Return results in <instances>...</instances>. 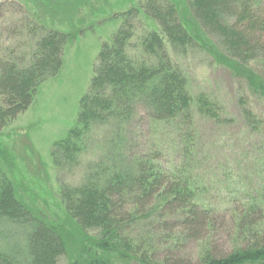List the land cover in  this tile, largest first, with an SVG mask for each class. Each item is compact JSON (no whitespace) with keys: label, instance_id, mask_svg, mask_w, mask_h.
Returning <instances> with one entry per match:
<instances>
[{"label":"trees","instance_id":"1","mask_svg":"<svg viewBox=\"0 0 264 264\" xmlns=\"http://www.w3.org/2000/svg\"><path fill=\"white\" fill-rule=\"evenodd\" d=\"M178 6L148 3L145 13L158 22L174 49H203L242 80L253 95L264 98V77L252 67V62L264 57L260 45L264 7L252 8V0H192L194 26L190 27ZM208 8L214 11L208 12ZM36 20L43 22L40 13ZM210 35L217 37L219 44L212 43ZM71 36L70 32L47 30L35 40L30 62L24 66L0 58V128L25 111L41 84L58 73L61 53ZM129 37L126 31H119L111 45L101 47L99 66L81 99L76 126L57 144L67 164L83 152L95 126L125 123L139 106L151 120H178L183 129H192L193 107L202 117L220 120L216 102L205 95L190 96L184 75L168 57L158 33L152 32L142 43L143 51L151 55L148 61L141 58L134 62L127 57L124 47ZM242 113L253 128L260 123L249 110L242 108ZM186 134L184 130L180 136L186 149L179 166L159 168L158 158L145 154L134 162L133 171L114 163L108 178L101 180L105 175L100 174L99 179L62 189L66 214L82 230L94 232L80 235L79 244L72 245L79 249L71 264H264V194L232 190L230 201L242 203L224 209L232 211L229 224L214 222L212 212L217 209L205 207L198 197L204 186L195 180L188 164L193 134ZM51 155L55 162L56 155ZM0 173V229L5 234L14 232L3 230L6 222L21 230L24 239L23 247L7 242L0 245V264H56L67 253L69 243L63 233L35 217L16 198L5 173ZM150 218L157 222L148 221ZM173 231L204 241L194 259L163 244L164 235Z\"/></svg>","mask_w":264,"mask_h":264},{"label":"rangeland","instance_id":"2","mask_svg":"<svg viewBox=\"0 0 264 264\" xmlns=\"http://www.w3.org/2000/svg\"><path fill=\"white\" fill-rule=\"evenodd\" d=\"M191 1L0 0L1 59L11 58L22 66L27 65L35 40L44 32L55 29L72 34V40L61 53L58 73L41 84L25 111L0 128V171L12 182L16 198L35 217L56 225L69 243L67 253L56 264H71L79 249L72 245L79 244L80 235L94 233L90 228L82 230L66 214L60 196L62 189L99 179L100 174L105 175L101 180L108 178L106 174L114 163L133 171L134 162L145 154L158 158L159 168L179 166L186 149L180 138L184 130L193 134L188 164L195 180L204 186L198 197L205 207L217 209L212 212L214 222L229 224L232 211L226 213L224 209L227 205L242 203L239 199L230 201L232 190H242L237 194L244 191L264 194V98L253 95L242 80L233 77L203 49L197 46L174 49L158 22L145 13L148 3L151 6L176 3L186 24L193 27ZM252 6L264 7V0H252ZM39 13L43 22L36 20ZM119 31L130 35L124 51L134 62L151 58L143 51L142 43L152 32L158 33L168 57L184 75L190 96L205 95L216 102L220 120L202 117L193 107L192 129H183L176 123L178 120H151L146 109L139 106L125 123L95 126L83 152L67 164L57 144L76 126L81 99L99 66L101 47L111 45ZM209 38L219 44L217 37L210 35ZM260 43L264 51V37ZM252 67L264 77V57L252 62ZM242 108L259 120L256 127L247 123ZM51 154L56 155L55 162ZM154 221L157 219L153 218ZM2 226L6 233L15 232L5 234L0 229L2 247L6 242L24 246L21 230L6 222ZM178 234L175 231L165 234L163 244L194 259L204 241ZM37 251H40L38 247Z\"/></svg>","mask_w":264,"mask_h":264}]
</instances>
